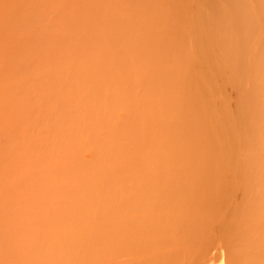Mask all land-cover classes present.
I'll return each mask as SVG.
<instances>
[{
  "label": "bare ground",
  "instance_id": "6f19581e",
  "mask_svg": "<svg viewBox=\"0 0 264 264\" xmlns=\"http://www.w3.org/2000/svg\"><path fill=\"white\" fill-rule=\"evenodd\" d=\"M63 1L0 0V264H264V0Z\"/></svg>",
  "mask_w": 264,
  "mask_h": 264
},
{
  "label": "rangeland",
  "instance_id": "374dc122",
  "mask_svg": "<svg viewBox=\"0 0 264 264\" xmlns=\"http://www.w3.org/2000/svg\"><path fill=\"white\" fill-rule=\"evenodd\" d=\"M56 1L58 2L59 0H56ZM60 1H61V0H60ZM65 1H66V0H65ZM87 1H88V0H77V1H76V0H69L68 2L70 3V5H72V7H71L70 5H66V4H67V1H66V2L63 1L65 4L63 3L64 5H62V3L60 2V3H58V4H61V5H58V7L61 6V7H60L61 10L63 9V10L66 11V13H65V12L62 10V11L64 12V14H67V15H68L69 10L72 9L73 6L76 7V8H78V10L80 11V8H79V7L83 6ZM93 1H97V0H92V1L90 0V2H91V6H93V8H94V10L92 9V10H93L92 12H94V11H96V10L98 9V6H97L98 4H99V6H101V3L104 4V3H106L108 0H98V1H100V2L97 1V2H98V3L96 2L97 5H96V4H95V5H92V4H94ZM109 1L113 4V1H114V0H109ZM109 1H108V2H109ZM125 1H128V2L131 1V2H132V0H125ZM77 2H78V4H76ZM117 2H119V1H117ZM128 2H126V3H128ZM69 3H68V4H69ZM126 3H125V5H126ZM47 4H48V3H47ZM73 4H74V5H73ZM81 4H82V5H81ZM128 4H129V3H128ZM131 4H132V3H131ZM131 4H129V6H130ZM146 4H147V3H145V2H144V3H141V4L138 3L139 7H140V5H143L144 9H145V7H146ZM75 5H77L78 7L75 6ZM116 5H117V3H116ZM22 6H23V8H26V7L24 6V4H21V5H20V8H21ZM45 6L48 7L49 5H48V6L45 5ZM67 6H68V7H67ZM69 6H70V8H69ZM96 6H97V9H96ZM117 6H118V5H117ZM131 6H133V5H131ZM131 6H130L129 8H131ZM126 7L128 8V6H126ZM48 8H50V6H49ZM54 8H55V7H54ZM54 8H53V9H54ZM76 8H73V9L75 10ZM99 8H100V7H99ZM129 8H128V9H129ZM26 9H27V8H26ZM31 9H32V8H31ZM31 9H30V7H28V10H31ZM53 9H50V10L47 9V11L49 10L48 13L53 12L52 14H55V12H56V10H57L58 8H57V9H54V10H53ZM68 9H69V10H68ZM118 9H119V8H118ZM131 9H132V8H131ZM52 10H53V11H52ZM59 10H60V9H59ZM125 10H126V9H124V11H125ZM45 11H46V10H45ZM54 11H55V12H54ZM57 11H58V10H57ZM71 11H72V10H71ZM71 11H70V12H71ZM140 11H141V10H140ZM140 11H139V12H140ZM75 12H76V11L73 12V15H74ZM77 12H78V11H77ZM134 12H135V11H134ZM142 12H143V11H142ZM145 12H146V11H145ZM48 13H47V14H48ZM58 13H59V12H58ZM58 13L55 14V15H58ZM146 13H148V11H147ZM149 13H150V10H149ZM52 14H48V15L51 16ZM60 14H61V11H60ZM69 14H71V13H69ZM76 14H78V13H76ZM76 14L74 15L75 17L73 16V18L78 19L79 16H81V17H80L81 20L78 19L77 22H79V21L82 22V23L79 22L82 26H83V24H84L85 26H87V24L83 23V22H86V20H87V23L89 22L90 24H91V22H92V23L94 22V21H92V20H94V19L92 18V17H94V15H95L94 13H93L94 15H93V14H92V15H91V14H90V15L87 14V16H86L85 14H81V15L78 14L79 16H77V17H76ZM88 15H89V16H88ZM136 15H137V14H136ZM138 15H139V14H138ZM52 16H54V15H52ZM52 16H51V17H52ZM71 16H72V15H70V16H68V17H71ZM82 16H85V17H82ZM91 16H92V17H91ZM51 17H50V18H51ZM87 17H88V18H87ZM89 17H91V18H89ZM95 17H96V15H95ZM9 18H10V17H9ZM55 18L57 19L56 16H55ZM71 18H72V17H71ZM82 18H83V19H82ZM85 18H87V19L84 21ZM15 19H17V18L15 17ZM48 19H49V17H48ZM48 19H47L48 25H52V24H54V23H53L54 20L49 19V21L52 22V23H51V22L48 21ZM52 19H53V18H52ZM76 19H73V20L76 21ZM105 19H106V18H105ZM105 19H103V20H105ZM12 20L14 21V18H13ZM82 20H83V21H82ZM89 20H91V22H90ZM13 21H10V22H13ZM109 21H110V20H109ZM109 21H108V22H109ZM14 22H15V21H14ZM20 22H21V21H20ZM105 22H106V20H105ZM18 23H19V22H18ZM21 23H22V22H21ZM21 23H19L20 27L24 28V24L21 26ZM74 23H76V22H74ZM79 23H76V24L78 25ZM110 23H111V22H109V24L106 23V26H104V28L107 27V30H108V26H107V24H108L109 26H111ZM76 24H75V26H76ZM90 24H88V27L91 26ZM10 25H11V23H10ZM19 25H18V26H19ZM89 25H90V26H89ZM158 25H161V26H162V24H158ZM15 26H17V25L15 24ZM82 26H81V27H82ZM161 26H159V27H160V28H159V38L161 37L160 40H163V41H164L165 39L167 40V36L165 35L167 32L164 34V33H163V32H164V29L161 30ZM78 27H79V28H78ZM78 27H77V28H78L79 30L77 29L76 32H78L77 35H78V34H79V35H78L77 37H81L83 33H84V34H88V36L83 35V37H81V39L84 38V40H81V39L79 38L80 40H78V39H77V40H73V42H75V45L77 44V45H82V46H83L84 43H87L88 41L91 40V38H89L91 35L89 36L90 32L88 33V32H87L88 30H86V29H85V31L83 32L82 29H81V27H80V25H78ZM83 27H84V26H83ZM162 27H163V26H162ZM11 28H12V29H11V31H12L13 28H14V26L11 27ZM16 28H17V27H16ZM16 28H15V29H16ZM18 28H19V27H18ZM22 28H19L20 31H18V29H16V30L18 31V33L21 32V29H22ZM86 28H87V27H86ZM15 29H14V31H15ZM80 29H81V30H80ZM88 29H89V28H88ZM23 30H24V29H22V31H23ZM83 30H84V29H83ZM109 30H110V29H109ZM17 31H16V32H17ZM79 31H80V32L82 31V32H81L82 34L79 33ZM157 33H158V31H156V32L154 33L155 36H158ZM19 34H20V33H19ZM19 34H17V36H18ZM21 34H23V33L21 32ZM80 34H81V35H80ZM15 35H16V34H15ZM23 36H24V35H23ZM23 36H22V37L20 36L21 40H24V39H25ZM54 37H55V36H54ZM54 37H50V38L53 39V40H50V38H48V37H47V41H46V39H45V41L47 42V47L49 46L48 49H47V48H46V49L49 50V51H51V49H54V48L51 47V46H54L53 44L55 43V46H57V48H56L55 50H53V51H54V52H57L56 50L60 51V52H57V53H58V56H57V53H55V54H56L55 56L60 58L61 55H59V53L61 54V52L64 50V46H62V47H60V46H61L62 43H64V40L60 38V40H62V41L60 42V40H59V38H58L59 36H56L55 38H54ZM77 37H76V38H77ZM86 37H87L88 39H87ZM57 38H58L59 41L57 40ZM112 38H113V37H112ZM85 39H86V40H85ZM110 39H111V38H110ZM43 40H44V39H43ZM49 40H50V41H49ZM54 40H55V41H58V42L56 43ZM87 40H88V41H87ZM112 40H113V39H112ZM166 40H165V41H166ZM45 41H44V44H45ZM51 41H52V42H51ZM81 41H83L84 43L81 42ZM165 41H164V42H165ZM25 42H26V41H25ZM25 42H24V43H25ZM112 42H113V41H112ZM139 42H140V41H139ZM164 42H162V43L165 44V45L168 44V43H164ZM49 43H51V45H48ZM52 43H53V44H52ZM110 43H111V40H110ZM160 43H161V41H160ZM162 43H161V44H162ZM56 44H58V45H56ZM21 45H22V44H21ZM25 45H27V44H25ZM28 45L31 46L32 43L29 42ZM41 45H42V43H41ZM65 45H66V44H65ZM159 45H160V44H159ZM43 46H44V45H43ZM43 46H42V47H43ZM55 46H54V47H55ZM167 46H168V45H166V47H167ZM24 47H25V46H24ZM24 47H23L22 49H24ZM31 47H32V46H31ZM159 47H160V46H159ZM166 47H165V48H166ZM160 48L162 49V47H160ZM163 48H164V47H163ZM42 49H43V48H42ZM44 49H45V48H44ZM44 49H43V50H44ZM24 50H25V49H24ZM22 51H23V50H22ZM22 51H20V52H22ZM53 51H51V52L54 53ZM44 52H45V51H44ZM46 53H47V52H46ZM52 53H51V54H52ZM23 54H24V53H23ZM23 54H22V55H23ZM47 54L50 56V53H49V52H48ZM19 55H21V54H19ZM53 55H54V54H53ZM53 55H51L50 57H53L52 59L54 60L56 57L54 58ZM150 55H151V54H150ZM24 56H25V55H23V57H24ZM153 56H154V59L157 58L154 54H153ZM21 58H22V57H21ZM62 58H63V57H62ZM57 59H58V58H57ZM60 60H61V58L59 59V61H60ZM150 60H151V59H150ZM56 61H57V60L55 59V63H54V64L58 66L59 61H58V63H56ZM59 65H60V64H59ZM61 66H62V65H60V67H61ZM62 67H63V68H61V70H63V69L65 68V66H62ZM57 68H58V70H57ZM57 68H56V71H59L60 68H59V67H57ZM7 72H8V73H11L12 75L15 76V80L17 81V82H15V83H16V84L18 83V85H19L20 88H21V91H19L20 96L26 94V97L29 96V99H30V98H31L30 95H32V93H34V91H36V92H35L33 95L40 93V92H37V91H38V90H37V88H38V87H37V86H38L37 82L35 81V79H33V77H30L29 75H26L27 78H26V77H25V78H26L27 80H29V79H28L29 77L32 78L31 81H35L34 83H32V84H33V88L35 87V85H37V86L35 87L36 89H34L33 92H29V89L27 90V88H28L27 85H29V84H31V83H28L29 81L27 82L25 78H22V75H23V74H22V71H21V64H20V63H16V64H14V65H11V66L8 68ZM9 75H10V74H9ZM28 76H29V77H28ZM23 77H24V76H23ZM13 79H14V78H13ZM11 80H12V79H11ZM13 82H14V80H13ZM74 82H75V80H74V81H73V80L69 81L70 86H73L72 83H73L74 85L77 84V83H74ZM30 86H31V85H30ZM26 87H27V88H26ZM38 89H39V91L41 90L40 88H38ZM229 89H230V88H229ZM227 90H228V87L225 89V91H227ZM232 90H233V89H230V90H229V92H228L229 94H228V95H226V94H225V91H224V96L227 97V99H229L230 97H232V96H231ZM31 91H32V90H31ZM230 91H231V92H230ZM233 91H234V90H233ZM41 92H42V91H41ZM53 92H54V91H53ZM30 93H31V94H30ZM55 93H56L55 95L58 94V93H57V90H56ZM33 95H32V96H33ZM229 95H230V96H229ZM18 96H19V95H18ZM20 96H19V97H20ZM35 96H36V95H35ZM37 96H39V95H37ZM37 96H36V97H37ZM40 96L42 97V93H40ZM52 96H54V94H52ZM57 96L59 97V94H58ZM57 96H56V97H57ZM233 96L236 97V94H235V95L233 94ZM24 97H25V96H24ZM24 97H21V98H24ZM54 97H55V96H54ZM56 97H55V98H56ZM27 98H28V97H27ZM34 98H35V97H34ZM34 98H32V100H33V101L36 100L37 102L35 101V103H37V104L41 103V102L38 103L39 100H38L37 98H35V99H34ZM38 98L40 99V97H38ZM58 99H60V98H58ZM235 99H236V98H235ZM54 100L56 101V99H54ZM54 100H53V102H55ZM233 100H234V99H233ZM24 101H26V99H25ZM40 101H41V100H40ZM58 101H59V100H58ZM228 101H230V102H229V103H230V106L232 105V107H233V108L230 107V111H232L231 109H234L235 104H236V100L233 101L232 104H231L232 100H228ZM58 103H59V102H58ZM58 103H57V104H58ZM37 104H36V105H37ZM46 104L49 105L48 103H46ZM53 104L56 105V102L53 103ZM47 105H46V106H47ZM51 105H52V104H51ZM54 105H53V106H54ZM38 106H39V105H38ZM53 106H52V108L56 107V106H54V107H53ZM58 106H59V104H58ZM42 107H43V106H42ZM42 107H41V111H42V110L44 111V110H46V109L48 110V107H49V106H47L45 109H44L45 106H44L43 108H42ZM50 107H51V106H50ZM35 108L38 109L39 107L37 108V106H36ZM35 108H34V112H32V110H31V111H28V112H31V113H33V114H34V113L37 114L36 112H41V111H39L40 108H39V110H36V111H35ZM52 108H51V109H52ZM43 111H42V112H43ZM53 111H55V110L53 109L51 112H53ZM234 111H235V110H234ZM234 111H232V112H234ZM45 113H46V112H45ZM53 113H54V112H53ZM53 113H52V114L50 113V116H49V117H52V118H53ZM235 113H236V112H234V114H233L234 116H235ZM27 114H29V113H27ZM48 114H49V113H48ZM13 115H14V116H17L16 114H13ZM38 115H39V116L41 115L40 117L44 116L43 113L37 114V117H38ZM7 116H8V115H7ZM26 116H27V115H26ZM32 117H34V116L32 115V116H29L28 118H30L31 122H32V121L34 122V120H32ZM40 117H38V118H40ZM46 117H48V116L46 115ZM54 117H55V116H54ZM33 119L37 120V119H36V116H35V118H33ZM41 119H43V120H41V123H43L42 121H44V117L41 118ZM47 119H48V118H47ZM47 119L45 118V121H46ZM38 120L40 121V119H38ZM51 120L54 121L53 119H51ZM39 121H38V122H39ZM23 122H25V121H23ZM41 123H40V125H41ZM28 124H29V123H28ZM28 124H27V125H28ZM30 124L32 125L33 123H30ZM30 124H29L28 126L31 127ZM36 124H39V123H36ZM20 125H21V129H22V133L20 132L21 130H19V129L17 128V129H18L17 132L19 131V132L21 133L20 137H24L26 134H30V135H31V134L33 133V132L31 133V131L34 130L33 127H32V128H29L28 126H26L25 123H24V124H20ZM20 125H19V126H20ZM32 126H33V125H32ZM36 126H39V125H36ZM173 126H174V125H172L171 128H172V131L174 132V127H173ZM34 127H35V124H34ZM40 127H42V126H39V128H40ZM28 128H29V129H28ZM27 129H28V130H27ZM30 129H32V130H30ZM35 129H36V131H37V130H38V127H37V128L35 127ZM41 129H42V128L39 129V132H41ZM29 130H30V133H29ZM43 130H44V129H42V131H43ZM19 132H18V135H19ZM43 132H44V131H43ZM22 134H23L24 136H22ZM39 134H40V133H39ZM43 134H44V133H43ZM43 134L41 133V136H42V137L39 135V136L41 137V138H40V137H36V134L34 133V135H35V137H36V139H37V140H36V143H38L39 147L37 146V144H35V147H34V149H33V150H35V152L32 150V151H33V152H31L32 154H33V153H36V155H37V152H39V148H40L39 139H40V140H41V139L43 140ZM37 135H38V134H37ZM45 135H46V134H45ZM145 135H146V134H145ZM50 139H51V138H50ZM50 139H49V140H50ZM21 140H23V139L21 138ZM49 140H48V141H49ZM51 140H52V139H51ZM52 141H53V140H52ZM54 141H55V140H54ZM21 142H22V141H21ZM21 142H20V143H21ZM53 143H54V142H52V143L49 142L48 144L51 145V144H53ZM55 143H56V145H51V146H56V147H57V144H58V143H57V140H56ZM55 143H54V144H55ZM46 144H47V143H46ZM46 144H44V145H46ZM48 144H47V148L51 147V146H49ZM59 145H60V144H58V146H59ZM19 146H20V145H19ZM21 146H22V145H21ZM21 146H20V149L22 150L23 148H21ZM45 148H46V147H45ZM57 148H58V147H57ZM23 150H24V149H23ZM23 150H22V151H23ZM74 153H75V152H74ZM71 154H72V153H71ZM36 155H35V156H36ZM73 155H74V154H72V155L70 156V154H68V157H67V158H69V160L66 158L67 160H66V162L63 163V164L66 165V166H70V163H68V162H71V165H72V163H77L76 161H77L78 159L76 160V158L81 157V158L83 159L81 153H80L78 156H77V154L75 153L74 156H76V157H72ZM80 155H81V156H80ZM84 155H85V153L83 154V156H84ZM69 156L72 157V158H75L76 161H75L74 159H73L74 161H73V160L70 161V157H69ZM33 157H34V156H33ZM67 161H68V162H67ZM72 166H73V165H72ZM58 172H60V171H58ZM58 172H57V173H58ZM61 172H63V171H61ZM64 173H65V172H64ZM33 174H34V173H33ZM58 174H59V173H58ZM58 174H57V175H58ZM28 175H29V174H28ZM30 175H32V174L30 173ZM61 175H62V174H61ZM61 175H59V176H61ZM68 175H70V174H68ZM63 176H64V175H63ZM31 177H32V178L35 177V179H34V178L31 179ZM31 177H29V178H30L31 180H33L34 182H35V181H36V182L39 181V179L37 180V178H39V177H38V174H36V175L34 174V175L31 176ZM16 192H17V191H16ZM20 193L24 196V193L22 192V190H18V192H17V193H14L15 195H14V194H13V195H14V197L16 196V197L21 201L22 197H21V194H20ZM14 197H13V198H14ZM11 198H12V197H11ZM23 198H24V202H25L26 199H25V197H23ZM2 199H4V198H2ZM15 199H16V198H15ZM16 200H17V199H16ZM19 200H17L16 202H19ZM22 201H23V200H22ZM24 202H23V204H22V202H21L22 206H24ZM26 203H27V202H26ZM28 203L30 204V202H28ZM22 206H21V207H22ZM25 206H26V205H25ZM27 207H29V206H27ZM66 208H68V205L66 206ZM31 209H33L32 206H31ZM20 210H21V209H20ZM24 210L28 213L30 209L28 210L27 208L24 207ZM27 210H28V211H27ZM64 210H65V209H64ZM0 212H1V207H0ZM18 212L20 213L21 211H18ZM18 212H17V210H16V213H18ZM30 212L33 213L34 210H33V211L30 210ZM35 212H36V210H35ZM65 212H66V210H65L63 213H65ZM19 213H18L17 215H21V216L26 215V216H24V217H27V216H31V215H32L31 217L33 218V217H35V216H38V215H35L36 213H35V214H34V213H33V214H30V213H29L30 215H29V214H26L25 212H24L25 214L22 212L24 215H22V213H21V214H19ZM63 213H61V214H63ZM33 215H35V216H33ZM39 217H40V216H39ZM39 217H37V218H39ZM37 218H35V219H37ZM40 218H41V217H40ZM35 219L33 218L32 220H35ZM41 220H42V219H40V220L38 219V220H37L38 222H37V221H34V222H37V223H35V225H40V224H41L40 222H42ZM34 222H33V223H34ZM0 228H1V227H0ZM152 234H153V233H152ZM156 234H157V233H155V234H153V235H156ZM156 238H157V237H156ZM0 243H1V242H0ZM2 244H3V243H2ZM3 245H4V244H3ZM197 245H198V244H197ZM32 254H33V253H32ZM14 255H15V254H14ZM0 256H1V257H4V256L1 255V253H0ZM34 256L37 257L38 255H37V254H35V255H34V254L31 255V259H32ZM13 257H14V258H17V256H13ZM35 257H34L33 259H35ZM63 258H64V257H63ZM17 259H19V258H17ZM64 259H65V258H64ZM64 259H63V260H64ZM63 260H56V261H57V263H58V261H59V263H60V261H61V263H62ZM54 262H55V261H54ZM61 263H60V264H61Z\"/></svg>",
  "mask_w": 264,
  "mask_h": 264
}]
</instances>
